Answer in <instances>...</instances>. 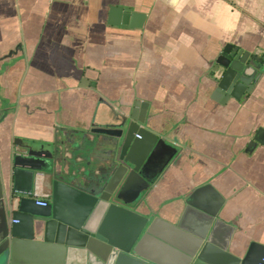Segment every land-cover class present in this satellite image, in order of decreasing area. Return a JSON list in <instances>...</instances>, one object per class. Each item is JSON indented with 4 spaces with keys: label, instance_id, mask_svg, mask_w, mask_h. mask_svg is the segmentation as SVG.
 <instances>
[{
    "label": "crops",
    "instance_id": "0c3cea01",
    "mask_svg": "<svg viewBox=\"0 0 264 264\" xmlns=\"http://www.w3.org/2000/svg\"><path fill=\"white\" fill-rule=\"evenodd\" d=\"M122 8L133 10L130 22ZM234 48L264 60V0H0L5 187L29 185L26 171L12 180L14 141L40 145L57 128L117 125L138 103L135 117L176 150L148 175L144 212L160 211L178 239L191 235L173 228L185 200L209 186L196 202L220 205L219 218L234 227L233 251L264 246V144L248 147L256 135L264 139V72L240 101L226 102L210 80L215 61ZM81 156V171L100 174V158ZM36 192L49 193L40 178ZM195 220L185 226L195 229ZM179 252L157 236L138 259L175 264Z\"/></svg>",
    "mask_w": 264,
    "mask_h": 264
},
{
    "label": "water",
    "instance_id": "95a60500",
    "mask_svg": "<svg viewBox=\"0 0 264 264\" xmlns=\"http://www.w3.org/2000/svg\"><path fill=\"white\" fill-rule=\"evenodd\" d=\"M122 9L130 22L133 10ZM263 72L264 60L257 52L234 48L215 61L210 80L226 102L240 101ZM137 108L138 103L119 124L99 130L57 128L52 142H13L12 180L26 171L29 185L7 190L0 161V264H143L138 259L142 247L157 236L180 250L175 264H264L263 245L251 243L243 256L233 251L234 227L219 218L220 205L208 209L197 204L209 186L185 200L173 228L191 235L178 239L160 211L144 212L148 175L160 164L167 167L176 150L135 117ZM258 144L264 139L256 135L248 147ZM82 152L101 159L100 174L81 171L77 161ZM39 178L49 193H32ZM35 197L49 200L47 206L37 205ZM189 217L196 219L195 229L185 226Z\"/></svg>",
    "mask_w": 264,
    "mask_h": 264
},
{
    "label": "built area",
    "instance_id": "2783aa9c",
    "mask_svg": "<svg viewBox=\"0 0 264 264\" xmlns=\"http://www.w3.org/2000/svg\"><path fill=\"white\" fill-rule=\"evenodd\" d=\"M37 205L41 206V207H46L47 206V201L45 199H38L37 200ZM264 263V260H263Z\"/></svg>",
    "mask_w": 264,
    "mask_h": 264
}]
</instances>
